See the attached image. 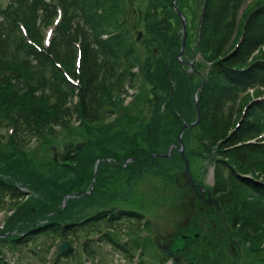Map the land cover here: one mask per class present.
<instances>
[{
    "label": "rangeland",
    "instance_id": "374dc122",
    "mask_svg": "<svg viewBox=\"0 0 264 264\" xmlns=\"http://www.w3.org/2000/svg\"><path fill=\"white\" fill-rule=\"evenodd\" d=\"M37 2L39 0H0V38L4 35L8 45L0 63L10 62L8 69L15 68L18 72L16 64L25 56L28 34H36L32 41L39 47L48 44L49 27L37 23L38 29L35 30L37 16L34 8ZM170 2L171 0L121 1L122 13L127 12L125 22L129 29V44L137 51L142 64L147 59L148 65H154L156 60L158 70L167 73L171 82L170 95L165 90L166 81L162 74L155 78L160 85L152 82L153 77L149 80L139 78V73L134 82L137 99L133 102L128 97L118 104L114 108L116 114L113 118L92 125L80 121L75 115L70 118L65 116L58 125L41 126L35 122L33 129L30 128L33 132L24 135V143L18 146L19 149L13 143L14 139L10 140L12 125L9 119L12 113L25 114V106L20 97L13 109L8 108L9 104L5 100L0 103V166L4 171L14 168L15 176L10 179L6 177L7 183L15 180L18 186L31 191L29 197L22 200L19 198L15 203L6 199L4 202L0 201V234L10 231L13 218L20 214L24 215L28 224L36 222V225L48 222L49 213L54 212L56 217L53 224L43 226L35 234H24L29 228L28 224H24L20 230L0 236V264H173L167 255H161L158 247L173 251L172 255H176L179 264H264V224L253 229L237 218V222L232 220L239 208L229 193L235 180L229 175L227 168L237 166L219 152L220 148L214 140L206 138L204 125L195 122L197 113L194 99L197 98L196 102L199 104L196 88L201 83V77L195 74L194 67L191 66H195L205 76L209 70L210 56L207 51H203L202 44L201 47L197 45L202 1L174 2L182 16L187 18L186 41L180 56L184 60L183 65V62L169 59L176 52L174 45L169 43L164 48L159 47L146 28L152 17L167 20V24H163L168 29L165 30L166 38L170 39L177 33L173 43L181 49L182 26ZM258 2L260 0H243L239 8L231 12L232 25L227 28L229 40L225 45V52H230L240 40L243 23ZM59 10L64 24L75 20L76 12L71 8L60 6ZM75 55L74 51L70 52L71 60L75 61ZM189 62L192 63L191 66L188 65ZM75 66L77 67L76 64ZM31 77L32 87L44 96L48 92V86L57 82L51 66L36 70ZM14 81L18 86L25 87L29 80L24 77ZM133 91L129 90V94ZM177 93L178 99L175 101ZM254 96H260L258 98L264 101V83H257L232 97L221 113H218L221 122H227L229 132L238 126L246 105L251 103ZM49 98L51 100L39 98L45 111L54 109V100ZM172 99L177 106H174ZM169 102L172 103L171 109L180 115L179 121L174 122ZM59 112L63 113L62 110ZM190 123L193 125L180 132L183 124ZM23 131L27 132V128ZM16 132L21 135L19 127ZM262 132V135L249 139L248 143L264 145V127ZM147 134L149 141L146 143ZM131 142L135 146H141L146 153L160 152L168 154L169 158L162 156L157 161L145 159L127 170L125 167L131 164V159L126 160L123 163L125 165H115L112 160L104 158L111 163L109 166L101 164L100 158L94 165L86 164L84 160L91 154V150H97L98 154L120 153L121 148L129 147ZM71 144L75 148L80 146L77 151L84 158H80L81 163H70V167L61 164L60 156L64 145ZM180 149L188 160L190 178L196 186L204 188L203 197L209 196L216 201L219 211L212 201L211 205H207L193 196L192 189L182 178L184 162L180 157ZM262 150L264 151V146ZM128 158H133V155ZM219 158L223 159L224 167L220 168L217 164ZM247 163L252 165V169L247 170L246 176L264 184V166H261L264 155L248 159ZM257 164L260 167H256ZM86 166L89 167L87 170ZM244 168L245 166H241L239 169L243 172ZM215 175L223 178V187ZM75 176L87 179L73 190L90 194L66 193L62 196L60 187ZM219 188L223 191H219ZM107 189H112L121 198L111 200L117 195L108 193ZM101 200L106 201L105 205H100ZM193 206L197 211L192 213ZM119 209H132L140 213V226L131 218L126 223L119 217L101 221L106 216L118 213ZM97 210L106 211V216L94 222L91 219L81 222L73 227L74 231L63 235L61 226L65 221H81ZM109 210H112L111 214L108 213ZM103 235H110L114 244ZM65 241L69 243L71 250L65 256L58 257L59 247ZM118 246L125 248L126 252Z\"/></svg>",
    "mask_w": 264,
    "mask_h": 264
},
{
    "label": "trees",
    "instance_id": "16d2710c",
    "mask_svg": "<svg viewBox=\"0 0 264 264\" xmlns=\"http://www.w3.org/2000/svg\"><path fill=\"white\" fill-rule=\"evenodd\" d=\"M56 1L61 7L66 6V8L74 10L76 12L75 20L65 24L62 20L61 23L58 22L55 25L48 47L43 49V51L32 41L30 45L27 44L25 56L18 60L16 64L18 72L15 68L8 69L7 65L10 62L0 63V89H2L0 91V103L5 100L9 104L8 108L13 109V105L17 104V98L20 97L21 103L26 109L25 114L12 113L13 115L9 119L12 125L11 132L13 133L10 135V140L14 139L13 143L17 145L16 148L18 149V146L24 143V135L33 132L30 128L35 122L41 126L58 125L65 116L70 118V116L76 115V118L92 125L103 121L106 122L113 118L116 114L114 108L122 103L126 94L127 88L123 87V85L126 84L129 88L136 86L134 82L138 74L131 72L133 67L140 66L139 78L149 80L153 77L154 80L152 82L157 84L159 82L155 78L162 74L163 79L166 81L165 90L167 89L169 92L171 88L167 73L161 71V69L158 70L156 60L154 65L153 63L148 65L147 59L142 64L135 54V49L129 44L128 26L120 18L123 10V7H121L122 0ZM242 3L243 0L204 1L202 34L204 32L206 36H203H205L206 40L203 38L201 42L203 51H209L210 53L208 58L211 63L205 76V82L199 90L198 111L200 113L199 122L204 125L203 130L206 138L210 141L214 140L215 144L220 148L219 152L223 153L233 165L237 166L235 168H227L229 175L234 177L235 180L229 193L233 198L234 204L239 208V212L232 220L237 222V219H239V221L251 228L258 229L260 224H264V184L249 178L246 176V172L248 169H252V165L247 163L248 159H256L264 155L262 150L264 145L255 146L245 141L262 133V128L264 127V101L254 100L249 105H246L244 115L238 126L233 127L230 132V128L226 127L227 122H221V118L218 117V113H221L232 97L243 92L247 87H253L257 83H264V0H260L250 10L243 23L240 40L234 45L233 49L230 52H225L224 50L229 40L226 35L227 28L232 25L230 14L237 10ZM35 4L34 11L37 16V22L34 26L36 30L38 29L37 23L41 25L48 23V21L52 22L51 20L57 15V10L56 5L51 0H39ZM158 6H160L159 3ZM155 20L156 18L152 17L146 25L147 30L159 47L164 48L166 44H173L176 48L174 54H176L179 48L173 41L176 39L177 33L170 39L166 38L165 30H168L167 27H160L155 25V23L163 25L167 24L168 21L164 19ZM160 29H163L161 33ZM35 35H30L31 40H34ZM220 38H222V41ZM73 49L81 53L79 73L75 76H72L70 72V66H74L70 57V52ZM6 50H8V45L3 35V38H0V58L4 57ZM174 54L169 57L174 59ZM47 66H51L53 76L57 79V82L48 86V92L44 96L32 87L33 84H31L30 80L33 79L31 76H34L36 70L46 69ZM153 66L154 69L152 70ZM4 69L10 70L11 73L7 75ZM61 69L72 78L78 76L76 78L79 80V86H72L65 78V75H63ZM24 77L29 81L25 87L18 86L14 80ZM110 78L112 81H110ZM73 95L77 96V102L71 104L70 107H64L69 98L72 99ZM25 96H28V98H25ZM48 96L54 100V109L45 111L39 98L51 100ZM137 97L138 94L135 93L133 102ZM177 99L178 93L175 95V101ZM172 102H174V99H172ZM174 106H177V103L174 102ZM171 107L172 103H170L171 112H169L174 118V122L179 121L180 115L176 114ZM61 110L63 113L59 112ZM18 127L21 135L16 132ZM24 128H27V132L23 131ZM14 133L16 134L14 135ZM145 137L147 143L149 141L148 134ZM160 141L163 144L161 139ZM129 145V147L121 148L122 152L120 153L101 151L106 153L98 154L97 150H93V152L91 150L89 151L91 154L84 160L86 164L94 165L95 161L100 158L102 159L101 164L109 166L110 162L108 163L104 158L112 160L116 165L123 164L128 157L133 155L131 164L125 167L127 170L128 168L132 169L133 166H136L142 160L146 159L148 161L150 155L155 153L152 151L146 153L141 146H135L134 142ZM61 151L60 162L62 165L71 167L70 163H81L80 158L82 160L84 158L72 144L64 145ZM157 160L154 159L153 161ZM218 160L219 163L217 164H219L220 168L224 167L223 159L219 158ZM241 166H245L243 172L239 169ZM255 166L260 167L259 164ZM261 166L263 167L264 163H261ZM88 168V166L85 167L86 170ZM13 171L14 168H8L4 171L3 167L0 166L1 202H4V199L7 198L10 202L15 203L19 198L21 200L25 198L24 192L15 180H8L9 183L6 182V177L10 179L15 176ZM217 177V181H220L221 187H223V178L219 175ZM85 178L78 179L75 176L72 180L65 181L60 187V194L63 196V194L75 192L82 195L83 191L73 189L84 184ZM80 179L81 181H79ZM219 189V191H223L222 188ZM105 190L106 187H104ZM111 190L107 189V192L117 195L116 198L111 200L121 198L118 193ZM30 193L31 191H29ZM105 202L101 200L100 205H105ZM98 213L100 214V212ZM49 214V221L43 226L51 225L56 221L54 212ZM99 214L93 217L94 220L100 217ZM118 217L135 218L136 220L139 218L130 209H119L118 213L111 215V220ZM13 219V223L9 228L10 231H6L7 235L15 230H20L24 224H28L23 214ZM34 224L35 222L28 224L29 228L26 234L32 235L41 231L43 226L41 228L40 226L33 227ZM74 224L75 222L64 224L62 228L63 235L74 231L75 229L72 227ZM260 229L263 230L262 228ZM106 239L113 244L112 237L108 236ZM118 247L126 251L122 246Z\"/></svg>",
    "mask_w": 264,
    "mask_h": 264
},
{
    "label": "water",
    "instance_id": "95a60500",
    "mask_svg": "<svg viewBox=\"0 0 264 264\" xmlns=\"http://www.w3.org/2000/svg\"><path fill=\"white\" fill-rule=\"evenodd\" d=\"M174 2H175V0H172L171 5L173 6V10L177 13V16H179V22L181 23V26L183 27V41H182L181 47H180L181 48L180 54H181L182 51H183V49H184L183 47H184V43H185V40H186V37H185V26H184L185 25V22H184V17L181 15L178 7L176 5H174ZM138 37H139V35H138ZM195 105H196V109H197V103L196 102H195ZM197 121H198V119L196 120V122ZM192 125H193V123H190L189 125L184 124L182 126L180 132H182L186 127H190ZM180 145H181V142H180ZM78 147H79V145H78ZM155 156H163V157H166L167 158L168 157V154H166V155H161V154H159V155H151L152 158H154ZM180 156L182 157V159L184 161V167H185L184 170H183V172H182V178H184V180L186 181V183L188 184V186L190 187V189H192V191H195L197 193L199 199H201L203 201L205 200L206 203L209 204L210 201H211V199L209 198V196H207V198H204L203 199L200 196V193H201V191H203V188H201L200 186H196L195 183L193 182L192 178H190L189 167H188V160H187L186 157L183 156L182 149H180ZM67 247H68V244L65 242V244H63L61 246V251H65V248H67Z\"/></svg>",
    "mask_w": 264,
    "mask_h": 264
},
{
    "label": "flooded vegetation",
    "instance_id": "af4514ba",
    "mask_svg": "<svg viewBox=\"0 0 264 264\" xmlns=\"http://www.w3.org/2000/svg\"><path fill=\"white\" fill-rule=\"evenodd\" d=\"M163 26H164V25H161V27H163ZM181 61L183 62V64H185V63H184V60H181ZM193 195H195V196H196L197 194L194 192V194H193ZM197 197H198V196H197ZM171 254H173V252H172V251H171Z\"/></svg>",
    "mask_w": 264,
    "mask_h": 264
}]
</instances>
